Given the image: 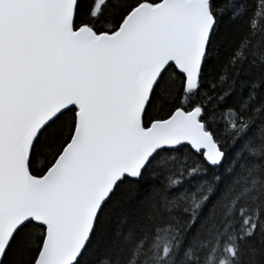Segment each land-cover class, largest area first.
<instances>
[{"label": "snow or ice", "instance_id": "obj_1", "mask_svg": "<svg viewBox=\"0 0 264 264\" xmlns=\"http://www.w3.org/2000/svg\"><path fill=\"white\" fill-rule=\"evenodd\" d=\"M0 264H264V0H0Z\"/></svg>", "mask_w": 264, "mask_h": 264}]
</instances>
